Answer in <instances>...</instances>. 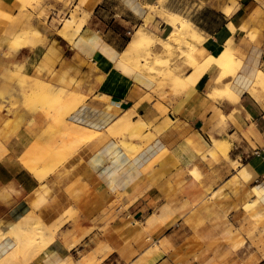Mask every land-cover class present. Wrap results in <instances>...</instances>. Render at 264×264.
Wrapping results in <instances>:
<instances>
[{"label":"crops","instance_id":"0c3cea01","mask_svg":"<svg viewBox=\"0 0 264 264\" xmlns=\"http://www.w3.org/2000/svg\"><path fill=\"white\" fill-rule=\"evenodd\" d=\"M76 5L86 24L72 45L42 27L34 34L40 38L32 55L24 54L45 77L54 70L48 81L55 85L88 79L72 90L78 98L92 92V82L106 79L67 118L101 133L87 142L92 151L80 150L84 162L76 158L71 163L78 166L74 173L59 179L51 175L52 159L69 136L44 111L39 110L43 118L0 137L6 149L0 159V227L8 232L27 216H40L33 212L39 200L33 195L48 185L58 186L62 203L38 218L57 223L69 207L79 217L75 229L72 222H63L55 241L33 260L23 256L14 264H82L103 245L105 252L95 264H254V247L239 222L245 205L256 201L264 206V92H258L259 100L250 92L264 75V0H76ZM149 7L156 11L146 27ZM17 14L15 0H0V38L8 25L5 16ZM171 15L186 20L190 31L176 30ZM138 31L152 43L130 50ZM178 33L200 62L231 47L241 63L236 49L245 51L236 75L222 80H232L238 103L224 92L212 96L219 70L203 75L195 87L182 88L193 70L178 65L180 49L164 43ZM103 60L109 63L107 75L94 63ZM165 60L168 68L160 66ZM169 70L180 74L185 85L172 83L174 88L164 78ZM13 103L9 99L0 107L7 126L22 108ZM126 116L132 125L116 132L125 133L118 140L109 130ZM128 141L134 154L122 146ZM214 141L225 144L222 153L230 161L215 150ZM203 197L214 199L216 206L187 208ZM114 204L126 210L101 228L96 220L113 211ZM13 238L0 242V261L15 248Z\"/></svg>","mask_w":264,"mask_h":264},{"label":"rangeland","instance_id":"374dc122","mask_svg":"<svg viewBox=\"0 0 264 264\" xmlns=\"http://www.w3.org/2000/svg\"><path fill=\"white\" fill-rule=\"evenodd\" d=\"M15 2L18 9V14L14 18H12L11 16L4 15L5 18L8 19V25L7 27L3 28V32L0 38V61H4L5 63L4 66L0 65V72L3 70L0 76H2L1 78L4 80L0 83V107H3L5 102L10 99L11 101L14 102L13 103L14 105H17L18 103V105H22V108L19 110V112L14 113L12 115V117L9 120L8 126L4 124L3 119L0 116V137L7 135L10 131H12L14 126L20 124V129H21L24 126H27L32 120L38 117H42L40 116L42 115V112H40L39 110L44 111L48 115V111H50L49 107H51V105H49L47 99L37 96L39 95V87H37L38 81L39 83L45 82L52 84L56 86L58 90L61 91L66 90L70 92L74 90L79 83L84 84L88 80V79H84V80L81 79L79 82L75 81L69 87H61L59 85H55L52 82L48 81V78H50V76L53 75L54 70L48 71V75H46L47 77H45L44 73H38L36 71L35 66L37 62L32 63L31 60L29 62V58H27L28 54L32 55L35 43L40 38V35H36V36L34 35L40 28L50 27L51 30L54 31L56 35H58L59 29H61L65 25L64 20L67 19L72 14L80 18L86 17L85 13L81 10L80 6L76 5V0H15ZM155 11L156 9L154 7H149L150 15L155 14ZM14 20L16 24V30L14 36L12 35L7 40H4L7 35L6 29L11 25V22H13ZM176 35L178 37H183L181 36L180 33ZM252 38L253 37L251 36V39ZM17 41L19 42L17 43ZM16 48L19 50L16 51ZM24 52H26L27 55H25ZM236 54L239 58H241V63L238 65L239 67H237L238 70V68H241L243 66L245 62L244 60H246L247 55L245 51H242V48L236 49ZM148 57H150V55H148ZM178 65H180L181 67L184 66L186 67V59L181 54L179 56ZM95 66L96 69L102 71L104 75H107L109 73L108 66L106 67L105 65H96V64ZM160 66L168 68L170 66V63H167V61H165L164 63H160ZM173 76L181 77V75L176 73L174 70H169L167 76H165L164 78L166 80L171 81ZM224 79H226V77L223 76L222 80ZM105 82H106L105 78H99L96 81L92 82L91 85L92 92H86L85 94L80 95L81 98L85 97V99L80 102V105L87 98L93 95L96 85L99 86L104 84ZM187 87H190V85L187 84L182 88L186 89ZM33 96H36L37 98ZM40 107H44V109H41ZM75 111H71L69 109H63L59 111V115L57 117L58 121L55 124L61 126V124L64 125L71 123L67 120V118L70 117ZM34 112L38 113L37 116L35 115ZM33 115L35 116L32 117L30 120L25 119L27 116L30 117ZM116 125L109 130V134L111 136L116 135V129H115ZM91 132H93L95 136L101 133L93 130H91ZM123 137L124 134L116 135V138L118 140H121ZM128 144H130L131 146V142L124 143L122 144V146L126 149V147H129ZM85 147H87L90 151L93 150L92 145L90 146L87 143L78 144L76 147L78 149L75 148L73 151H70L68 149L65 151L64 147L58 149L53 155L54 159H52L53 166L51 169V175L59 179L62 177L63 178L69 177L72 173H74V171L78 168V166L77 167L71 166V163L73 164L76 158H78V160L81 163L84 162V157L83 155H81L80 150L82 151V149ZM129 154L132 153L130 152ZM221 155L224 156V158L227 159V161H230L227 152L225 154L221 152ZM231 166L234 169L238 170V166H236V164H231ZM43 194L46 196L45 199H43ZM33 197L34 199L39 198L38 203L36 205H33V209H34L33 212L34 214L40 213L39 214L40 216L38 217L41 218H43L42 217L43 212L50 214L54 211V209L60 207L62 203L61 199L59 198L58 186L55 185H51V186L48 185L46 187H42L39 191H37L33 195ZM207 206L214 208L216 206V201H214V199L209 200L208 198L203 197L195 201V203H193L192 205H188L187 208L192 210L193 208L196 209ZM247 206L248 205H245L243 207L244 215L242 220L239 222L240 227L242 230V234L245 235L250 240L251 244L254 247V264H263L260 262V259H264V234H263L264 217L259 219H251ZM259 207H260L259 209L264 208V206L263 207L259 206ZM123 210H126V208H124L123 205L121 206L120 204H116V205L114 204V210L108 212V214L104 215L103 217H99L96 220V222L101 221L103 223L102 224L103 226L101 228L106 227L109 223L115 221V219L118 217L117 211L122 212ZM68 212H70V215L68 214ZM64 218L65 220L62 219V224L63 222L65 223V221L72 222V225L75 229L79 217L77 212L72 207L66 209V217ZM95 226L96 228L99 227V225H95ZM23 256L26 257L24 259L25 261H31L30 257L22 255L17 260L14 259L11 264H14L15 262H20L21 261L20 259L23 258ZM24 264L27 263L25 262Z\"/></svg>","mask_w":264,"mask_h":264},{"label":"bare ground","instance_id":"6f19581e","mask_svg":"<svg viewBox=\"0 0 264 264\" xmlns=\"http://www.w3.org/2000/svg\"><path fill=\"white\" fill-rule=\"evenodd\" d=\"M153 15L147 16V18L145 20V26L146 27L148 26L149 22L154 19ZM170 17H171V22L174 25V27L176 28V30H180L182 32L183 31H185V32L190 31L189 30L190 25L188 24V22L186 20L180 18L177 15H171ZM64 22H65L64 27L59 29V35L61 37H63L65 40H67L72 45L74 40L80 35V33L83 30V28L86 24V17L80 18V17H77L76 15L72 14L67 19H65ZM6 30H7V35H6V38L4 40H7L12 35L14 36L15 30H16L15 20L13 22H11V25ZM132 37H133V41L131 44L129 43L130 44V48H129L130 50H134L135 48H138V47L146 48V47L150 46L152 43L151 38L148 36V34L142 32V31L136 32V34ZM156 40H158V39H156ZM18 42L19 41H17V43ZM164 43H166L168 45H174L178 49H180L182 51L181 55H183V57L186 59V68L193 70V74L190 76V78L188 80H186L189 83L188 85L194 86L196 84V82L206 73H212L214 70H219L222 72V74L219 77V80L213 86V89H212L213 91H211L212 95L217 94L218 92L219 93L224 92V94L226 95V98L230 102L238 103V101H239L238 96L234 92V90L230 84L232 80L230 79V83H225L224 82L225 79L223 82H221L223 79V76L226 77V79L228 77H234L237 73V67L240 64V62L237 61V59L235 58V56L233 54V50L231 47H227L218 56H209L200 62L193 56L194 47L191 45V43L186 41L183 37H178L176 34H172V36L169 39L164 40ZM18 47H20V46H18ZM14 50H15V48H14ZM18 50L19 49L16 48V51H18ZM155 51H157V50H155ZM168 53L170 55L174 56L173 52L168 51ZM147 54L150 55V53H147ZM121 55H122V53H121ZM159 61H161V60H159ZM165 61H163L162 63H164ZM94 63L96 65H105L106 67L107 66L109 67V63L107 60H103L100 62L94 61ZM237 77H238V75H237ZM185 79H187V78H185ZM32 81H33V79H32ZM170 83H171V85H172V83H174L175 85L176 84L177 85H180V84L183 85L184 79L179 77V76H173ZM184 85H185V83H184ZM172 86L174 87V85H172ZM37 87H39V95H37V96L47 99V102H49V105H51V107H49L50 111H48V115L51 118V120L53 121V123H56L58 121L57 117L59 115V111H61L63 109H69L71 111H75L79 108L80 102L85 99V97L78 98L79 94H77L75 92H72V91L68 92L66 90L65 91L58 90V88L56 86L49 84V83H45V82L39 83V81H38ZM178 89L179 88H177V90ZM250 89H251L250 90L251 94L254 95L255 97H257V99L259 100L260 98L258 96V92L260 90L262 92H264V75L263 74L262 75L260 74L258 76V78L256 79V82L254 83V86ZM173 90H176V89H173ZM33 97H36V96H33ZM24 98H26V97H24ZM40 108L44 109V107H40ZM131 125H132L131 116L124 117L116 125V128H115L116 132L117 131L120 132L119 130L123 129L124 126L131 127ZM60 127L65 128L66 131L68 132V136H69L68 139L65 141V143L61 146V147H64L65 151L67 149L70 151H73L77 147L78 144H80V143L85 144L89 140H91L93 137H95L94 133L91 132L90 129H87L85 127H81V126L76 125L74 123H68V124H64V125L61 124ZM128 142H130V141H128ZM128 145H129V147H126V151L128 153L131 152L133 154L135 152L134 148L132 147V145L131 146H130V144H128ZM79 146H78V148H79ZM78 148H76V149H78ZM214 148L217 152H224L225 144L220 142V141H214ZM128 149H130V150H128ZM76 151H74V152H76ZM5 154H6V149H5L4 145L2 144V142L0 141V159ZM259 206H261V205H259L258 202H256V201L248 204L247 207H248V212L250 213L251 219H259V218L264 217V208L259 209L260 208ZM68 214L70 215V212H68ZM153 219H155V218H153ZM65 222H67V221H65ZM61 225H62V220H60V219L57 220V223L47 225L43 221H41V219H39L36 215L35 216L29 215L25 219H23L22 222L20 221V223L18 225L13 226L10 229V231H8V232H5L0 227V242L2 241V239H4V237H6L8 235H11L12 238L14 237L13 239H15V241H16L15 248L12 249V251H10L4 257V259H2L0 261V264H11L14 259L17 260L22 255L30 257L31 260L34 259L47 246H49L51 243H53L55 241V239L57 237V233L60 231V228L63 226V225L62 226ZM263 234H264V230H263ZM104 247H107V246H104V245L100 246L94 253L90 254L88 257H86L87 256L86 255L83 258L82 264H95L97 255L104 254V252H105ZM76 264H78V263H76ZM214 264H215V262H214Z\"/></svg>","mask_w":264,"mask_h":264},{"label":"built area","instance_id":"2783aa9c","mask_svg":"<svg viewBox=\"0 0 264 264\" xmlns=\"http://www.w3.org/2000/svg\"><path fill=\"white\" fill-rule=\"evenodd\" d=\"M128 35H131V33H128Z\"/></svg>","mask_w":264,"mask_h":264}]
</instances>
